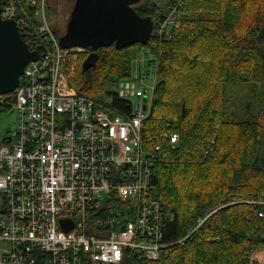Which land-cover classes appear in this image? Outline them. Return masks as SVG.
<instances>
[{
	"label": "trees",
	"instance_id": "obj_1",
	"mask_svg": "<svg viewBox=\"0 0 264 264\" xmlns=\"http://www.w3.org/2000/svg\"><path fill=\"white\" fill-rule=\"evenodd\" d=\"M20 1L34 31L35 7ZM176 3L179 26L170 37L153 26L145 44L101 47L88 63L81 53L70 79L79 93L127 115L130 102L115 84L130 75V62L160 54L142 139L154 155L151 192L169 245L156 260L128 256L120 264H254L264 214L247 201L264 195V0H141L134 8L156 21ZM13 102L12 93L4 97L0 116ZM170 133L179 136L174 147ZM43 256L35 251L38 262Z\"/></svg>",
	"mask_w": 264,
	"mask_h": 264
},
{
	"label": "built area",
	"instance_id": "obj_2",
	"mask_svg": "<svg viewBox=\"0 0 264 264\" xmlns=\"http://www.w3.org/2000/svg\"><path fill=\"white\" fill-rule=\"evenodd\" d=\"M45 1L25 0L35 7L37 24L30 31L21 1L0 0L1 17L14 19L29 49L38 52L12 92L16 119L10 140L0 145V263L156 260L169 244L162 242L161 202L151 192L154 155L142 139L156 73L136 59L119 82L116 93L131 106L127 115L79 93L70 79L88 50L59 45ZM178 6L169 5L170 13L153 21L158 35L178 28ZM165 135L174 147L178 134ZM247 202L263 216L256 206L264 205V195ZM36 250L44 254L41 262ZM252 259L264 264V247Z\"/></svg>",
	"mask_w": 264,
	"mask_h": 264
},
{
	"label": "water",
	"instance_id": "obj_3",
	"mask_svg": "<svg viewBox=\"0 0 264 264\" xmlns=\"http://www.w3.org/2000/svg\"><path fill=\"white\" fill-rule=\"evenodd\" d=\"M140 1L75 0L64 32L59 36V45L89 49L85 61L88 63L95 62L98 48L114 45L121 49L147 43L153 32V19L135 10L134 5ZM37 55L22 39L16 21L1 17L0 7V95L15 90L24 67L36 60Z\"/></svg>",
	"mask_w": 264,
	"mask_h": 264
},
{
	"label": "rangeland",
	"instance_id": "obj_4",
	"mask_svg": "<svg viewBox=\"0 0 264 264\" xmlns=\"http://www.w3.org/2000/svg\"><path fill=\"white\" fill-rule=\"evenodd\" d=\"M75 0H46L45 1V13L48 19V24L49 27L53 28V30L55 31V33L57 34V36L59 37L60 35H62V33L64 32L65 29V25L66 22L69 18V14L70 11L73 7ZM50 13V14H49ZM156 27V26H155ZM172 34V32H169L168 34H163V35H159L161 38H168L170 37ZM88 51H90L89 49H87ZM149 55H143L140 58L137 59H144V67L147 69H152L155 73L157 70V64L159 62V57L160 54H150ZM136 60V59H135ZM134 60V61H135ZM134 62H130V70H132V65ZM131 72V71H130ZM147 81V83H151L152 80L148 81V79H145V82ZM157 81V77L155 79V83ZM153 83V82H152ZM119 82L117 83V85L115 84L114 86V90H117ZM153 93H154V89L151 95V99L153 97ZM134 99V104H136L139 99L138 98H133ZM15 119L16 116L14 114V112H10V111H6L5 113H3L0 116V134H4L5 130H7L8 128H12L14 126L15 123ZM254 255V254H253ZM253 257V256H252Z\"/></svg>",
	"mask_w": 264,
	"mask_h": 264
},
{
	"label": "flooded vegetation",
	"instance_id": "obj_5",
	"mask_svg": "<svg viewBox=\"0 0 264 264\" xmlns=\"http://www.w3.org/2000/svg\"><path fill=\"white\" fill-rule=\"evenodd\" d=\"M88 53L90 52V51H87Z\"/></svg>",
	"mask_w": 264,
	"mask_h": 264
}]
</instances>
